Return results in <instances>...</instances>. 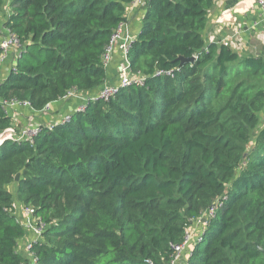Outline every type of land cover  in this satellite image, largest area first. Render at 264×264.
I'll return each mask as SVG.
<instances>
[{
    "label": "trees",
    "instance_id": "trees-1",
    "mask_svg": "<svg viewBox=\"0 0 264 264\" xmlns=\"http://www.w3.org/2000/svg\"><path fill=\"white\" fill-rule=\"evenodd\" d=\"M134 1L11 0L8 16L0 0L21 55L0 70V136L20 131L12 102L42 111L103 88ZM215 2L151 0L128 54L118 45L114 96L0 142V264L30 263L20 205L45 225L37 264H169L213 207L188 264H264V57L204 39ZM128 67L144 85H121Z\"/></svg>",
    "mask_w": 264,
    "mask_h": 264
},
{
    "label": "crops",
    "instance_id": "crops-1",
    "mask_svg": "<svg viewBox=\"0 0 264 264\" xmlns=\"http://www.w3.org/2000/svg\"><path fill=\"white\" fill-rule=\"evenodd\" d=\"M260 15H262L260 8L254 0H216L213 8L209 11L208 24L203 37L208 43H225L234 51L238 52L241 57H264V19H262ZM144 16L145 11H143L142 8L140 9L129 5L127 11L128 21L123 26L122 37L129 35L132 39L134 38L133 40H135L142 29ZM3 23V15H0V26L3 25ZM119 43H122V39L116 41L117 46L115 44L114 53L112 54L110 61L106 63L107 72L110 76L103 85V88L106 85L111 84L112 79H115L117 74H111L114 71V66L116 67L123 61L121 58L122 53L118 47ZM17 54L18 51L16 47H11L3 58L0 65L2 68H0V70L6 77V74L11 72L13 67H15ZM101 90H99V92ZM97 92L98 91H94L88 95L73 94L65 101L60 100L53 102L49 105L50 109L47 113L45 111H36L34 109L25 108L29 107L27 105H17L16 107L18 108L12 109L17 129L20 130L21 127L29 125L30 120L46 125L50 122H55L68 114H72L75 111L78 112V108L88 104V102L99 93ZM263 124L264 121L262 122V125ZM1 139H4V137ZM20 207L21 208L17 210L16 215L20 223L25 228L28 215L26 213V208H23L21 205ZM201 218L203 219L204 215ZM34 225L35 222L31 225V228H29L27 237L19 243L18 251L22 255H24L26 251V242L31 238H38L36 233L33 231ZM200 225L204 228L203 224L197 222L192 223L191 229L193 233ZM203 233L204 230L194 234L195 242L201 238ZM38 239H41V237ZM188 260L189 257H187L184 252L181 264H188Z\"/></svg>",
    "mask_w": 264,
    "mask_h": 264
},
{
    "label": "built area",
    "instance_id": "built-area-1",
    "mask_svg": "<svg viewBox=\"0 0 264 264\" xmlns=\"http://www.w3.org/2000/svg\"><path fill=\"white\" fill-rule=\"evenodd\" d=\"M150 1L151 0H135L132 4V7H138L141 9V7H145ZM254 1L257 3V5L260 8V11L262 14L260 16L262 17V19H264V0H254ZM8 8H9V4L7 5V7L4 8V10H8ZM123 26L124 25H122L119 28V30L116 32V34L113 36V38L111 40V44L109 45V47L106 50L105 57H104L106 63L109 62L111 59V54L114 52V48H115V44H116L117 40L122 39V43H119V46L122 49V51L124 52V55L128 54L129 50L131 49V45H132L134 40L129 35L122 37ZM7 31L10 32L9 30H7ZM0 33H1V30H0ZM17 42H18L17 37H15L11 32L8 35L7 34H5V35L1 34L0 35V48L3 50V57H5V55L8 53L9 48H11L14 44H17ZM131 76H132V72H131V69L129 67L126 68L125 70H123L121 85L124 87L129 86L132 83L139 84L141 86L144 85V83H145L144 75L139 74L134 78H131ZM117 91H118L117 87L112 86V85H106L97 95H95V97L92 100H98V99L107 100L110 97L114 96L117 93ZM70 95H73V94H70ZM68 97L69 96L65 97L64 99H67ZM20 104L21 105H28L27 103L12 102V104L10 106L13 107V106H17ZM49 105L47 107H45L42 111H45L47 113L50 109ZM86 106H87V104L79 107L77 111H85ZM71 119H72V115H66L65 117H62L59 120H57L55 122H50L49 124H46V125L39 124V123H36V122H33L32 120H30L29 125H25V126L21 127L19 133H16L15 131H13L11 129L12 134L10 135V139H15L16 141H22L25 139L33 140L35 136L40 134V132L43 129V126H48V127L52 128L53 126L56 125V123L58 121H61L62 123H66V122H70ZM2 140H4V139H1V141ZM26 213L28 215L27 229L31 228V225L35 222V225L33 226V231L36 233L38 238L42 237L43 231L45 229V225L43 223H41L40 219H36L33 217L34 209L27 208ZM214 213H215V207L211 208V210L208 213H205L204 218L206 219V222H208V220L214 216ZM38 238H34V239L31 238L26 242V251L30 255V257H29L30 263L29 264H37L36 257L32 254V248H33V244L39 240ZM191 238L192 237L189 234L188 229H187L185 241H183L182 244H180V245L174 246L176 253H175L174 258L171 259L169 264H181L182 256H183L185 250L187 249V247L189 245L188 243L191 240ZM201 238H202V236H201ZM201 238L197 242H199L201 240Z\"/></svg>",
    "mask_w": 264,
    "mask_h": 264
},
{
    "label": "rangeland",
    "instance_id": "rangeland-1",
    "mask_svg": "<svg viewBox=\"0 0 264 264\" xmlns=\"http://www.w3.org/2000/svg\"><path fill=\"white\" fill-rule=\"evenodd\" d=\"M10 3L11 2V0H6V2H5V6H4V8L5 7H7V3ZM10 11H11V9L10 8H8V10H5L4 11V15H6V14H9L10 13ZM4 21H6V20H4ZM18 57L20 56V52H18ZM14 69V68H13ZM12 69V70H13ZM12 134V130L11 129H8V130H6L1 136H0V139L1 138H3L4 137V139H10V135ZM193 222H197V223H200V224H203V227L204 228H202V225H200L199 227H197L196 229H195V232L193 233V231H192V229H191V226L188 228V232H189V234L191 235V240L189 241V245H188V247H187V249H186V251H185V255L187 256V257H190L191 256V252H192V250L194 249V247H195V245L197 244V242H195V240H194V234L196 233V232H199V231H203V230H205V228H206V225H207V222H206V219L205 218H199V219H195L194 221H191V223H193ZM192 225V224H191ZM24 256L26 257V258H29L30 257V255L27 253V251H25V253H24ZM184 259H185V257H184Z\"/></svg>",
    "mask_w": 264,
    "mask_h": 264
},
{
    "label": "water",
    "instance_id": "water-1",
    "mask_svg": "<svg viewBox=\"0 0 264 264\" xmlns=\"http://www.w3.org/2000/svg\"><path fill=\"white\" fill-rule=\"evenodd\" d=\"M20 56H21V55H20ZM180 59H182V58H180ZM182 60H183V59H182ZM189 60H191V59H189ZM19 179H20V174H17L15 180H16V181H19Z\"/></svg>",
    "mask_w": 264,
    "mask_h": 264
},
{
    "label": "clouds",
    "instance_id": "clouds-1",
    "mask_svg": "<svg viewBox=\"0 0 264 264\" xmlns=\"http://www.w3.org/2000/svg\"><path fill=\"white\" fill-rule=\"evenodd\" d=\"M5 2H6V0H5ZM7 4H9V7L11 6L9 2H8ZM4 6H5V5H4ZM3 11H5V10H4V7H3ZM8 16H10V15L8 14ZM7 18H8V17H7ZM6 21H7V20H6ZM6 21H4V22L6 23ZM0 35H1V34H0ZM203 234H204V233H203ZM202 236H203V235H202ZM39 240H40V239H39ZM197 243H198V242H197Z\"/></svg>",
    "mask_w": 264,
    "mask_h": 264
},
{
    "label": "bare ground",
    "instance_id": "bare-ground-1",
    "mask_svg": "<svg viewBox=\"0 0 264 264\" xmlns=\"http://www.w3.org/2000/svg\"><path fill=\"white\" fill-rule=\"evenodd\" d=\"M134 39V38H133Z\"/></svg>",
    "mask_w": 264,
    "mask_h": 264
}]
</instances>
